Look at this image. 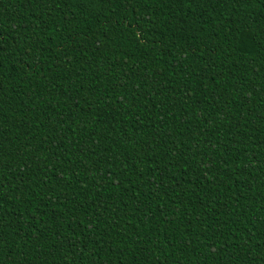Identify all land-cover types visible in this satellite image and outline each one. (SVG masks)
I'll return each instance as SVG.
<instances>
[{"label":"trees","instance_id":"obj_1","mask_svg":"<svg viewBox=\"0 0 264 264\" xmlns=\"http://www.w3.org/2000/svg\"><path fill=\"white\" fill-rule=\"evenodd\" d=\"M0 264H264V0H0Z\"/></svg>","mask_w":264,"mask_h":264}]
</instances>
